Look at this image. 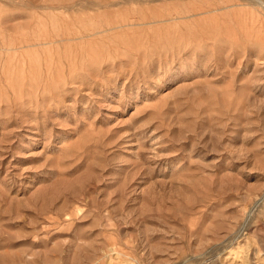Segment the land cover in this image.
Returning <instances> with one entry per match:
<instances>
[{
  "label": "rangeland",
  "instance_id": "rangeland-1",
  "mask_svg": "<svg viewBox=\"0 0 264 264\" xmlns=\"http://www.w3.org/2000/svg\"><path fill=\"white\" fill-rule=\"evenodd\" d=\"M48 2L0 0V264H264V18Z\"/></svg>",
  "mask_w": 264,
  "mask_h": 264
},
{
  "label": "bare ground",
  "instance_id": "bare-ground-1",
  "mask_svg": "<svg viewBox=\"0 0 264 264\" xmlns=\"http://www.w3.org/2000/svg\"><path fill=\"white\" fill-rule=\"evenodd\" d=\"M79 1L80 0H61L60 4H66L67 2L72 3L71 5H67L65 7L67 10L70 11L72 8L74 9V4L79 3ZM85 1H87V4H89L88 7L91 9L96 8L98 6L102 7V5L104 6L107 5V3L112 2V0H85ZM127 1H133V0H127ZM221 1H222L221 5L223 6L221 5L216 7L209 6L207 8L201 7L197 10H190V11L185 9V11L176 12L175 14H171V13L157 14V15L152 14L154 16L149 17L147 16L148 14L145 15L146 13L145 14L143 13L145 16L142 17L139 16L141 21H139L140 19H138V21H133L127 24L112 26L114 23L108 22L109 28L101 30V32H105L109 30H121L125 28H128L127 29L128 31H132L131 29L135 27H142V28L147 27V29L152 30L154 33H157L158 30L159 31L165 30L166 32L169 33V29L174 27L188 28L191 23L198 24L199 26L204 27L202 25L208 22L209 24H217V22H220L221 19L223 22H225L226 20H228L230 16H233V20L235 19L239 21L238 19H240L241 20L240 23H242L243 21L246 22L248 19L249 20L252 19L253 16L254 18L256 17L254 23L255 22L257 23V21L260 22L259 20L264 18V0H221ZM55 4H57V0H49L47 5L53 6ZM250 8H255L257 10V13H255L254 10H251ZM243 16L245 17L244 18L245 20L242 21ZM190 18H192V20L190 22H187V20ZM251 22L253 23V21ZM243 24L246 27V23ZM243 24L241 25V28H243ZM253 26L251 25V27Z\"/></svg>",
  "mask_w": 264,
  "mask_h": 264
}]
</instances>
